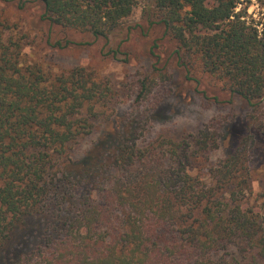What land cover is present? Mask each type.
<instances>
[{
  "label": "trees",
  "instance_id": "16d2710c",
  "mask_svg": "<svg viewBox=\"0 0 264 264\" xmlns=\"http://www.w3.org/2000/svg\"><path fill=\"white\" fill-rule=\"evenodd\" d=\"M5 1L37 2L50 26L105 39L136 4ZM242 2L150 0L148 7L188 80L200 82L197 70L255 105L264 100V0L256 18ZM4 29L0 22V39ZM20 39L0 42V264H264V191L260 204L243 201L253 194V132L214 163L221 134L210 125L177 139L151 137L155 119L146 109L119 123L108 116L75 153L102 109H112V88L85 67L54 72L28 60ZM47 41L58 49L70 43ZM155 82L139 79L135 99Z\"/></svg>",
  "mask_w": 264,
  "mask_h": 264
},
{
  "label": "rangeland",
  "instance_id": "374dc122",
  "mask_svg": "<svg viewBox=\"0 0 264 264\" xmlns=\"http://www.w3.org/2000/svg\"><path fill=\"white\" fill-rule=\"evenodd\" d=\"M149 1L136 0L130 16L105 39L50 26L41 19L43 10L37 2L29 1L19 8L14 1L0 0V22L10 26L2 32L0 42L9 36L15 40L21 38L22 51L28 60L37 61L54 72L75 66L85 67L108 82L113 91L112 109H102L104 115L94 120L95 132L74 146L75 153L82 152L107 127L108 116L119 123L130 113L146 109H151V116L155 119L151 137L161 133L177 139L199 132L203 125H210L221 134L218 147L210 155L214 163L224 159L253 132L256 143L250 154L251 171L247 184L253 194L243 201L254 203L256 194L264 191V100L249 105L241 97L222 90L220 84L207 75L198 74L197 70L194 72L200 82L188 80L184 69L177 64L176 46L164 34L163 26L155 22L153 7H148ZM241 5H248V14L255 18L259 16L257 0H243ZM48 37L52 42L59 39L62 43L64 40L70 43L58 49L49 45ZM155 68L162 69L170 78L162 79ZM145 76L155 78L156 85L150 94L137 101L135 86ZM148 138L149 134L143 141ZM194 167V171L200 169L195 164Z\"/></svg>",
  "mask_w": 264,
  "mask_h": 264
}]
</instances>
